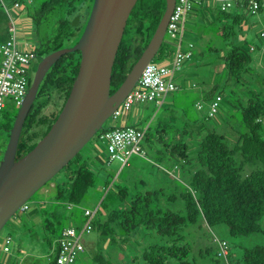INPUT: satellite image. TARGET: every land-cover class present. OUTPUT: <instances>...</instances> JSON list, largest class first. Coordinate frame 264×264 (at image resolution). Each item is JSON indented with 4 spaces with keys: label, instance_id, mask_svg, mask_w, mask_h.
<instances>
[{
    "label": "trees",
    "instance_id": "trees-1",
    "mask_svg": "<svg viewBox=\"0 0 264 264\" xmlns=\"http://www.w3.org/2000/svg\"><path fill=\"white\" fill-rule=\"evenodd\" d=\"M16 1L19 0H13L14 3ZM78 2L79 0H46L38 8L24 5L28 17L36 29L37 44L34 52L39 60L64 48L66 41L72 40L71 45L78 41L87 22V19L82 21L83 16ZM248 2L247 0L242 4L241 0H236L230 7H235L236 12H244L248 7ZM195 4L191 13L199 11H197L198 8L195 9L197 6ZM165 9L166 0H137L127 20L116 55L112 71L111 94L120 87L149 44ZM263 9L264 4H261L257 12ZM77 16L80 18L76 19ZM217 17L219 21L222 18L227 21L226 25H222L224 40L229 41L235 37L237 29L243 30L245 19L239 13H231L222 6ZM5 31L7 33V28ZM192 44L191 48H194V43ZM164 45L163 42L158 51L160 60L170 55L168 52H164ZM191 48L188 47L190 50ZM76 54L78 55L75 56ZM193 56L194 54L190 59ZM220 59L223 60L226 73L238 84L244 85L245 75L253 74L250 67L251 53L245 47L231 45V48ZM80 61V51L67 53L58 59L47 72L41 82L36 100L26 117L19 140L17 160L31 151L57 120L70 95L80 68ZM32 81L33 78L30 76L28 88ZM53 91L64 95L63 106L60 109L57 105L53 106L54 108H51L47 113L46 109L51 103ZM233 94L239 97V114L236 117L239 124L237 125H241L244 130L235 129L231 124H228L227 133L221 134L216 128H206L207 125L204 122L197 126L192 123L179 129L175 128V125L163 121L159 125L161 131L155 129L154 138L158 144H164L166 151L160 150L159 146L156 148L161 157L155 161V165H160L163 159L167 160L170 166L181 169L184 174V183L180 182L179 185L171 187L173 192L171 191L168 195L165 191L170 189L169 184H167L168 189L159 187L155 191L137 193H132L127 186H120L119 191L113 193L111 188L107 189L108 192L100 203L103 212L100 211L101 206L97 209V213L103 217L94 219V212L91 219L92 231L98 229L101 237L112 243L117 242L119 235L124 237L123 241L127 242L136 234L138 235L141 230H145L147 236H151V231H154L155 234L166 239L165 246H151L143 252L141 255L142 264H196L192 246L187 243L184 232L190 225L200 221L205 222L209 227L225 225L234 238L247 237L256 233L264 234V229L260 224L264 218V92L248 89L242 94L236 92ZM218 95L222 97L220 107L224 100V94L219 83L215 82L214 88H211L205 95V101L208 102V110L204 113L206 121L219 111L218 107V111L214 115H210L209 105ZM15 118L16 115L8 117L7 122L0 124V128L9 132V137ZM42 127L45 128V131L41 134L40 128ZM105 129L107 127L101 131ZM152 129L154 130L151 125L144 129L146 141L153 142L150 137ZM168 130L171 133H177V136L167 139V135L171 134L167 132ZM204 131H206V135L202 136ZM195 135L198 136L197 147L195 155L191 156V148L185 138H193ZM72 163L78 164V167L67 180L57 184V194L54 199L57 201L56 203L64 204L65 208L81 206L96 181L95 172L89 168L88 161L80 152L67 165ZM248 164L256 165L257 168L246 174ZM186 166L189 167L188 170L184 169ZM177 181L179 180H175L173 183ZM162 197H167L170 202L181 200L184 204L185 215L171 209H163L160 205ZM29 201L26 204L29 205ZM85 211L82 213V220L75 222L74 219L70 226L81 231L89 218L85 215ZM49 215L53 216V219H47L48 224H45L44 230L50 231L52 238L57 243L56 255L49 264H57L59 252L57 240L62 237L64 229L69 227L63 221L69 218L63 216L62 213L56 214L54 211ZM56 222L60 226H57ZM222 241L227 242L218 240L217 247L202 249L201 256L209 260L210 264H264V245L244 248L239 257L229 250L228 255L224 257L220 253V242ZM83 243L84 248L78 252L75 264H78L81 257L85 264L87 262L88 264H112L110 253L101 246V243L98 244L99 248L97 249H92L95 245H91L90 250H88V244L85 241ZM6 246L3 243L2 250ZM222 258L226 263L222 261ZM133 261H139V256H136Z\"/></svg>",
    "mask_w": 264,
    "mask_h": 264
},
{
    "label": "rangeland",
    "instance_id": "rangeland-1",
    "mask_svg": "<svg viewBox=\"0 0 264 264\" xmlns=\"http://www.w3.org/2000/svg\"><path fill=\"white\" fill-rule=\"evenodd\" d=\"M19 1L27 7L38 8L46 0ZM226 1L228 0H201L200 2L195 0V5L200 4L199 6L204 8L207 13L190 14L189 12L186 16L187 20H185V33L182 36L179 34L176 37L167 33L165 36L164 52L166 51L170 55L168 57L166 55L165 59L160 60L157 53L153 59V62L159 64L169 62L173 58L172 53L177 52L180 39L182 41L181 50L187 49L188 43H194V48H191L192 54H194L193 58L185 62L183 65L184 71L181 69L182 71H177L174 76V81L176 83L178 82L179 88L169 93L162 105L157 104L155 101L137 104L132 108L134 113L132 112L130 117L126 116L127 120H129L128 124L136 125V127L143 130L148 125H151L154 128L150 136L153 142L146 141L144 138L141 142L143 153H133L128 159V164H123L118 159L111 160V154L107 149L106 140L101 137L102 131L96 133L80 151L88 161L89 168L96 174L95 186L88 192L82 205L65 208L64 204L54 201L57 194V184L67 180L78 167V164L72 163L57 173L49 183L47 182L33 195L26 211H17L4 226L0 233V241H4L2 243L0 242V249H2L3 243H5L11 250L0 251L1 264L50 263L56 255L55 246L57 243L52 238L51 232L44 230V227L45 224H48V218L53 219V216L49 215L52 211L56 212V214L62 213L63 216L68 217L69 219H64L63 221L64 224L70 226L73 224L74 219L76 221L82 220V213L86 209L95 212L94 219L100 218V216L103 217V215L97 213V209L101 206L100 203L104 199V196H106L107 189L109 188H111V192L113 193L119 191L120 186H127L132 193H137L155 191L159 187L168 189L167 184H169L170 189L165 191L168 195L173 190L171 187L179 185L178 183L180 182L183 184L184 174L181 172V169L170 166V163L163 158L160 165H155V161L161 157L157 153L158 150L156 148L159 146L160 150L163 152L166 151L164 144H158L154 138L155 129L161 131L159 125L163 121L168 124H173L176 126L175 128L179 129L192 123H195L193 125L197 126V124L204 122L207 125L206 128H216L221 134L227 133L228 124H231L235 129L244 130L241 125H237L239 124L236 119L239 114V97L234 95L233 92L242 94L248 89L264 92V38L259 36V33L264 30V9L253 13L249 7L244 12H236L235 7H227V11L242 15L245 19V24L243 25V30L237 29V35L229 41H226L222 34V25H226L227 21L223 18L219 21L217 17L218 11ZM5 4L6 6L0 2V48L1 43L7 38L5 31L7 9L14 14V17H17L19 11L24 9V5L16 9L13 0H5ZM92 4L93 0H79L78 7L82 12V21L88 20ZM27 21L19 20L18 22V27L21 29L20 36L26 43L23 46L35 48L37 44L36 29L32 23L31 26H27L30 27L27 31L25 29L26 27H24L25 22L28 24L32 22L29 17ZM71 44L72 40L66 41L62 49L75 45ZM231 45L245 47L251 53L252 61L250 67L252 68L253 74L245 75L243 79L244 85L242 83L238 84L233 78L229 77L224 70L223 60L220 59L231 48ZM1 60L2 54L0 53V63ZM36 64H32L31 67L32 78L35 75ZM185 71L190 73L188 74V80H180ZM209 78L219 83L220 89L224 94V100L219 107L218 113L206 121L204 113L208 110V102L203 98V92L201 90L204 86V80L207 82ZM197 82L200 84H197ZM193 83L195 86H193ZM173 98L175 104L170 102V99ZM63 99L64 95H61L58 91H53L52 98L50 99L51 103L46 109L47 113L56 105L60 109L63 106ZM205 102L206 104H204ZM198 103H203L204 107L200 109ZM18 111L19 107L16 105L14 98L11 96L7 97L4 108L0 110V124L7 122L8 117L17 115ZM124 118L125 114L117 118L111 116L104 124V127L108 129L110 126L121 125ZM189 130L191 131V128ZM40 131L41 134L44 133L45 128H40ZM196 131L198 130L196 129ZM167 132L171 133L170 130ZM205 135L206 131L202 133V136ZM176 136L177 133H171L167 135V139ZM197 138V135L193 138H185L186 142L190 145L191 156L195 155ZM9 140V132L4 128H0V162L4 157ZM188 168L186 166L184 169L188 170ZM256 168V165L248 164L245 172L249 174ZM184 179L186 180V178ZM175 180L179 181L173 183ZM160 205L163 209H171L185 215L184 204L181 200L170 202L167 200V197H162L160 199ZM100 211L103 212L102 206L100 207ZM260 224L264 229V218ZM56 225L60 226L58 222H56ZM145 232V230H141L138 235L136 234L127 242L123 241L124 237H120L119 235L117 236V242L112 243L108 239L104 240L97 229L89 234H84L83 240L88 244V250L91 249V245H95L92 249L99 248L98 244L101 243V246L110 253L112 264H142L141 255L147 248L151 246H165L167 243L166 239L158 236L154 231H151V236L145 235ZM184 234H186L187 243L192 246L196 264H210L209 260L201 256V252L206 247H217L218 240H226L230 248L229 250H232L236 257L240 256L244 248L264 245V234L256 233L247 237L234 238L230 234L227 226L218 225L209 227L203 221L190 225ZM136 256H139V261H133ZM222 261L226 263L224 258H222ZM78 264H85L82 262V257L79 259Z\"/></svg>",
    "mask_w": 264,
    "mask_h": 264
},
{
    "label": "water",
    "instance_id": "water-1",
    "mask_svg": "<svg viewBox=\"0 0 264 264\" xmlns=\"http://www.w3.org/2000/svg\"><path fill=\"white\" fill-rule=\"evenodd\" d=\"M136 2L93 0L86 26L75 45L50 53L38 62L0 162V233L17 211L104 128L106 121L134 88L146 65L160 50L176 0H166L165 12L152 39L126 79L111 94L113 66ZM75 51L81 52L80 68L64 107L48 133L31 151L17 160L24 123L41 82L58 59Z\"/></svg>",
    "mask_w": 264,
    "mask_h": 264
},
{
    "label": "built area",
    "instance_id": "built-area-1",
    "mask_svg": "<svg viewBox=\"0 0 264 264\" xmlns=\"http://www.w3.org/2000/svg\"><path fill=\"white\" fill-rule=\"evenodd\" d=\"M4 0H0L3 3ZM195 0H176L173 13L167 27V33L176 37L183 35L185 31V20L188 13L193 9ZM201 1V0H196ZM236 0H228L224 2V7L232 6ZM247 0H241L243 4ZM248 7L256 13L259 6L264 4V0H248ZM23 3L16 1L14 7L19 9ZM18 11V10H17ZM7 35L1 44L0 53L2 60L0 63V110L4 108L7 97H13L16 105L20 107L28 91L29 78L31 76L32 61L36 54L34 48H22L19 44V27L18 19L13 13L7 9ZM264 37V30L260 33ZM182 41H179V47L173 58L169 62L162 64L153 62L146 65L139 80L134 88L126 96L124 101L112 113L111 116L117 118L122 114L130 111L134 105L155 101L162 104L169 93L176 91L179 86L174 81L177 71L181 70L186 61H188L192 52L189 48L193 46L188 44L187 49L181 50ZM221 96L210 103V115H214L218 111ZM203 103H198V107L202 108ZM101 137L106 140L107 149L111 154V160L118 159L123 164L128 163L129 157L133 153H143L141 142L145 137V130L135 125H118L110 126L101 132ZM1 153V150H0ZM29 205L24 204L21 211H26ZM85 215L89 216L81 231L72 226L66 227L62 237L57 240L59 252L57 264H75L79 251L84 248L83 235L89 234L93 230L91 219L94 212L87 209ZM4 251H10L9 246L4 247ZM229 246L225 241L220 242V253L222 256L228 255Z\"/></svg>",
    "mask_w": 264,
    "mask_h": 264
},
{
    "label": "crops",
    "instance_id": "crops-1",
    "mask_svg": "<svg viewBox=\"0 0 264 264\" xmlns=\"http://www.w3.org/2000/svg\"><path fill=\"white\" fill-rule=\"evenodd\" d=\"M200 4H198L196 7H195V9L196 8H198L197 9V11L198 12H196V11H193V13L195 12V13H207L206 11H205V9L204 8H202L201 6H199ZM203 5V4H202ZM18 13V12H17ZM193 13H191L190 12V14H193ZM14 15V14H13ZM27 18H28V14H27V11H26V9L24 8L22 11H19V13H18V16H17V19H18V22H19V20L20 21H27ZM7 20V19H6ZM187 20V19H186ZM28 22V21H27ZM31 24H32V22L30 23L29 22V24L28 23H26L25 22V26L24 27H26L25 29H27V31H28V29L30 28V27H27V26H31ZM185 26H186V22H185ZM6 29V28H5ZM26 31V30H25ZM184 33H185V31H184ZM21 29L19 28V38H18V40H19V44H20V46L22 47V48H28V47H30V46H23V44H26L22 39H21ZM7 38H8V35H7ZM182 70L184 71V68H182ZM181 70V71H182ZM188 74H190L189 72H187V71H185L184 72V74H182V77H181V79L180 80H183V81H187L188 80ZM195 75H197V74H195ZM178 83V82H177ZM182 83V82H181ZM197 84H200L199 82H197ZM193 86H195V84L193 83ZM214 86H215V80H212L211 78H209V79H207V82H205V80H204V86H203V89L201 90L202 92H203V98L205 99V95L208 93V91L212 88H214ZM165 102V101H164ZM163 102V103H164ZM170 102H172L173 104H175V101H174V98L173 99H170ZM172 104V105H173ZM135 106V105H134ZM134 106H133V108H134ZM133 111H132V109L130 110V111H128L126 114H125V118L122 120V124L121 125H123V124H125V125H132V124H128L129 123V120H127V118H126V116H129L130 117V115H131V113H132ZM134 113V112H133ZM136 116V115H135ZM119 178V177H118ZM75 222H78V221H76L75 220ZM1 243L3 242V240H1L0 241ZM57 247V244H56V246H55V248ZM0 251H2V249H0Z\"/></svg>",
    "mask_w": 264,
    "mask_h": 264
},
{
    "label": "flooded vegetation",
    "instance_id": "flooded-vegetation-1",
    "mask_svg": "<svg viewBox=\"0 0 264 264\" xmlns=\"http://www.w3.org/2000/svg\"><path fill=\"white\" fill-rule=\"evenodd\" d=\"M40 60H39V57H37V55L35 56V58L33 59L32 61V64L35 65L36 63H38Z\"/></svg>",
    "mask_w": 264,
    "mask_h": 264
},
{
    "label": "clouds",
    "instance_id": "clouds-1",
    "mask_svg": "<svg viewBox=\"0 0 264 264\" xmlns=\"http://www.w3.org/2000/svg\"><path fill=\"white\" fill-rule=\"evenodd\" d=\"M1 4H3L5 6V1H3V3L1 2ZM24 5V4H23ZM7 28V27H6ZM189 44V43H188ZM26 204V203H25Z\"/></svg>",
    "mask_w": 264,
    "mask_h": 264
}]
</instances>
